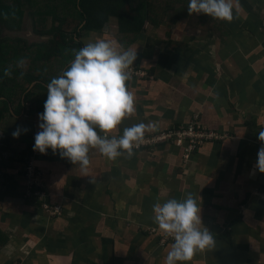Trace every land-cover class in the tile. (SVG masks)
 <instances>
[{
    "label": "crops",
    "instance_id": "crops-1",
    "mask_svg": "<svg viewBox=\"0 0 264 264\" xmlns=\"http://www.w3.org/2000/svg\"><path fill=\"white\" fill-rule=\"evenodd\" d=\"M187 7L169 9L158 29L147 24L130 47L132 67L147 76L127 82L135 111L108 135L151 122L150 138L199 116L227 138L188 160L173 145L115 159L90 149L85 173L59 151H34L39 115L27 114L24 97L18 115L8 104L9 118L0 122V264H166L174 242L161 245L152 206L189 193L215 244L184 264H264V174L254 167L264 129V0H239V7L233 0V20L211 17L206 27ZM115 21L86 42L126 50ZM17 128L27 131L13 138ZM29 162L43 196L27 191ZM44 205L62 215L50 216Z\"/></svg>",
    "mask_w": 264,
    "mask_h": 264
},
{
    "label": "clouds",
    "instance_id": "clouds-1",
    "mask_svg": "<svg viewBox=\"0 0 264 264\" xmlns=\"http://www.w3.org/2000/svg\"><path fill=\"white\" fill-rule=\"evenodd\" d=\"M236 3L239 7V0ZM187 10L189 15L203 13L221 21L231 22L234 18L233 0H189ZM119 47L104 39L88 41L75 50L67 70L51 79L44 112L39 115L40 131L35 135L34 151H59L61 158L70 160L85 173L90 164V149H98L109 159L123 153L133 155L134 146L143 142L145 131L153 130L154 125L133 124L125 127L118 138H109L108 134L135 111V98L127 82L132 78L128 70L136 61L137 52L131 48L119 51ZM23 64V60L18 62V66ZM4 75L11 76V70L5 69ZM22 131L27 129L17 128L13 138H18ZM258 140L261 147L254 167L264 174V129L259 131ZM152 208L159 230L174 240L166 264H184L198 251L214 246L213 234L202 225L201 208L191 193L181 200L156 202Z\"/></svg>",
    "mask_w": 264,
    "mask_h": 264
},
{
    "label": "trees",
    "instance_id": "trees-1",
    "mask_svg": "<svg viewBox=\"0 0 264 264\" xmlns=\"http://www.w3.org/2000/svg\"><path fill=\"white\" fill-rule=\"evenodd\" d=\"M179 4L188 5L189 0H0V122L9 118L8 104L15 115L20 114L23 97L28 115L42 114L47 84L70 65L75 50L93 32H102L111 19L117 21L116 38L128 49L147 24L160 28L168 10ZM26 8L37 35L51 38L48 43L28 46L19 39L2 38V29H20ZM197 20L206 27L211 17L201 13ZM5 69L11 70V76L4 75ZM35 82L39 84L27 92Z\"/></svg>",
    "mask_w": 264,
    "mask_h": 264
},
{
    "label": "built area",
    "instance_id": "built-area-1",
    "mask_svg": "<svg viewBox=\"0 0 264 264\" xmlns=\"http://www.w3.org/2000/svg\"><path fill=\"white\" fill-rule=\"evenodd\" d=\"M128 71L130 72L131 77L145 78L147 76L144 72L136 70L132 66H130ZM226 138V135H221L220 133L213 132L204 127L200 121V117L194 116L192 122L187 127L175 128L150 138H143V142L140 143L138 147L134 146L133 152L144 149H155L156 147L164 145H173L177 148L183 149L184 159L188 160L197 149H200L210 143H218ZM25 175L28 179L27 191L29 192V195L30 192H33L35 197L43 196V192L41 191V186L38 181L40 174L33 167L31 162H29L25 168ZM32 189L36 190L32 191ZM44 207L50 216L56 217L62 215L61 207H51L47 205H44ZM170 242H174L171 236L163 235L161 237L160 243L162 246H166Z\"/></svg>",
    "mask_w": 264,
    "mask_h": 264
},
{
    "label": "rangeland",
    "instance_id": "rangeland-1",
    "mask_svg": "<svg viewBox=\"0 0 264 264\" xmlns=\"http://www.w3.org/2000/svg\"><path fill=\"white\" fill-rule=\"evenodd\" d=\"M176 11H180V10H176ZM25 12H26V16L23 17V21L21 23L20 29L18 31H9L6 28H4L2 29V38L9 40L19 39L28 46L48 43L51 40V38L45 36H38L36 32V28L34 27V21L32 19V15L29 14L30 11L26 8Z\"/></svg>",
    "mask_w": 264,
    "mask_h": 264
}]
</instances>
